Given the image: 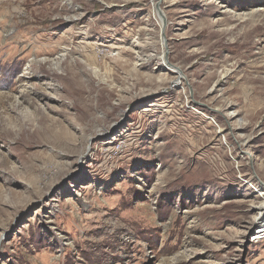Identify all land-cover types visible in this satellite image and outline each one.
I'll return each instance as SVG.
<instances>
[{
    "label": "rangeland",
    "instance_id": "374dc122",
    "mask_svg": "<svg viewBox=\"0 0 264 264\" xmlns=\"http://www.w3.org/2000/svg\"><path fill=\"white\" fill-rule=\"evenodd\" d=\"M263 197L264 0H0V264H264Z\"/></svg>",
    "mask_w": 264,
    "mask_h": 264
},
{
    "label": "bare ground",
    "instance_id": "6f19581e",
    "mask_svg": "<svg viewBox=\"0 0 264 264\" xmlns=\"http://www.w3.org/2000/svg\"><path fill=\"white\" fill-rule=\"evenodd\" d=\"M72 1V0H71ZM71 7H72V5H71ZM72 9H73V7H72ZM74 13V12H73ZM73 13H72V15H73ZM75 15V14H74ZM73 15V16H74ZM70 16V15H69ZM75 17V16H74ZM90 45V44H89ZM94 48V47H93ZM113 52H111V54H112ZM117 56H120V53L118 52L117 53ZM158 59V62L159 63H168V64H170V62H169V58H168V56H166V54H165V52L163 53V54H161V55H159V57L157 58ZM176 73L175 74H177V80H176V84H180V81L182 82V84H183V78L185 79L186 78V76L184 75V73L182 72V70H180V69H178L177 71H175ZM162 81H164V80H162ZM55 97V96H54ZM228 115H229V117L230 118H228V122H230V121H232V120H235L236 119V117H237V114H236V112H233V111H231V110H229L228 111ZM230 120V121H229ZM220 129H222V127H219ZM235 130V128L233 127V125H231L230 126V131H234ZM261 196H263L262 194H261ZM256 212H257V217H256V220H255V222L258 220V218H260L263 214H264V197L262 198V200H261V202L260 203H258V205L256 206ZM259 223V222H258Z\"/></svg>",
    "mask_w": 264,
    "mask_h": 264
}]
</instances>
